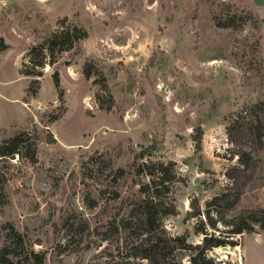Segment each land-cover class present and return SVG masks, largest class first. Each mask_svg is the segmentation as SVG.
<instances>
[{
    "label": "rangeland",
    "instance_id": "374dc122",
    "mask_svg": "<svg viewBox=\"0 0 264 264\" xmlns=\"http://www.w3.org/2000/svg\"><path fill=\"white\" fill-rule=\"evenodd\" d=\"M62 19L87 35L36 68L32 93L19 69ZM0 36V142L24 131L36 143L32 157L0 156V247L11 224L42 264H147L134 254L147 233L129 203L148 179L139 164L171 160L177 209L157 232L194 247L175 248L169 264H192L205 220L193 205L203 211L237 162L227 125L264 98V0H0ZM257 157L226 218L264 206V137ZM229 238L237 244L205 250L211 263L264 264L261 227Z\"/></svg>",
    "mask_w": 264,
    "mask_h": 264
},
{
    "label": "trees",
    "instance_id": "16d2710c",
    "mask_svg": "<svg viewBox=\"0 0 264 264\" xmlns=\"http://www.w3.org/2000/svg\"><path fill=\"white\" fill-rule=\"evenodd\" d=\"M87 35L86 30L77 25L65 24L62 19L61 28L52 31L42 41L32 45L24 63L19 71L31 76L29 90L34 93V85L39 81L37 67L43 66L46 62L52 64L56 61L57 54L68 49L79 48V41ZM7 47L0 36V50ZM85 76H90L91 71L84 67ZM54 85L61 92L58 72L52 73ZM99 96V95H97ZM227 133L232 142L240 149L235 151L237 162L226 168V175L230 179L229 184L220 192L215 193L206 200V207L201 211L197 203L194 215L203 214L200 230L204 233L201 240L196 243L198 249L192 255V264H213L205 257V250L214 246L231 242L229 236L240 233L244 230L253 231L258 225L264 230V206L245 207L229 218L225 213L234 209L244 193L245 186L252 181L255 169L258 168L257 152L262 147L264 137V98L239 109L227 125ZM199 138V137H198ZM199 140V139H198ZM249 141L247 147L242 142ZM35 141L29 140L24 131L16 133L0 142V156L13 157L14 154L29 156L36 153ZM239 144V145H238ZM173 161L143 160L138 171L148 174V179L139 185L141 195L133 199L130 204L131 212L136 214L137 220L147 237H143L134 244L135 255H139L147 261V264H169V254L175 248H194L186 241L183 235H161L157 230L160 227L162 216L176 212V203L170 196L171 183L176 178ZM2 185L0 186V189ZM131 217H127L124 226L129 227ZM225 225V230L218 228V223ZM212 227V231L208 230ZM217 229L218 232L215 233ZM28 236L9 224L4 242L0 247V264H42L45 254L43 251H35L27 245ZM143 261L140 260L139 264ZM131 264H136L135 261Z\"/></svg>",
    "mask_w": 264,
    "mask_h": 264
},
{
    "label": "water",
    "instance_id": "95a60500",
    "mask_svg": "<svg viewBox=\"0 0 264 264\" xmlns=\"http://www.w3.org/2000/svg\"><path fill=\"white\" fill-rule=\"evenodd\" d=\"M220 247H221V248H224V249H227V248H228L227 245H221Z\"/></svg>",
    "mask_w": 264,
    "mask_h": 264
},
{
    "label": "bare ground",
    "instance_id": "6f19581e",
    "mask_svg": "<svg viewBox=\"0 0 264 264\" xmlns=\"http://www.w3.org/2000/svg\"><path fill=\"white\" fill-rule=\"evenodd\" d=\"M222 249H224V248H222ZM224 250H227V249H224Z\"/></svg>",
    "mask_w": 264,
    "mask_h": 264
}]
</instances>
